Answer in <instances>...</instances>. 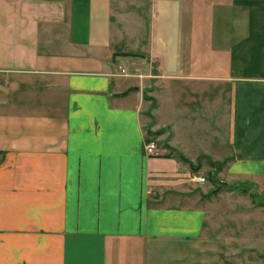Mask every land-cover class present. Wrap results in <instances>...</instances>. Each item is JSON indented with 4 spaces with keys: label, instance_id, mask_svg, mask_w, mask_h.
Returning <instances> with one entry per match:
<instances>
[{
    "label": "crops",
    "instance_id": "1",
    "mask_svg": "<svg viewBox=\"0 0 264 264\" xmlns=\"http://www.w3.org/2000/svg\"><path fill=\"white\" fill-rule=\"evenodd\" d=\"M211 165L264 187V0H0V264H230Z\"/></svg>",
    "mask_w": 264,
    "mask_h": 264
},
{
    "label": "rangeland",
    "instance_id": "2",
    "mask_svg": "<svg viewBox=\"0 0 264 264\" xmlns=\"http://www.w3.org/2000/svg\"><path fill=\"white\" fill-rule=\"evenodd\" d=\"M147 136L157 141L164 149L163 143L157 139L156 135L147 134ZM201 168V166L193 167L192 171L202 173L201 176L206 178V186L211 191L222 188L223 194H229V198L220 203L224 212H227L230 217L226 221L229 222L228 234L231 242L226 249V253L229 254V263L264 264V187L245 182V186L233 187L230 190L229 185L221 184L224 179L218 178L222 167L211 165L206 170ZM232 190L237 191L232 192ZM221 215L222 213L215 215L217 221L221 220Z\"/></svg>",
    "mask_w": 264,
    "mask_h": 264
},
{
    "label": "built area",
    "instance_id": "3",
    "mask_svg": "<svg viewBox=\"0 0 264 264\" xmlns=\"http://www.w3.org/2000/svg\"><path fill=\"white\" fill-rule=\"evenodd\" d=\"M119 70H120L121 75H127V71L123 67H120ZM144 150H145V155L147 157H157V156H161L162 154H164L163 149L159 146L157 141L151 138H147V140L145 141ZM195 179L200 184L206 183V178L203 176L197 177Z\"/></svg>",
    "mask_w": 264,
    "mask_h": 264
},
{
    "label": "trees",
    "instance_id": "4",
    "mask_svg": "<svg viewBox=\"0 0 264 264\" xmlns=\"http://www.w3.org/2000/svg\"><path fill=\"white\" fill-rule=\"evenodd\" d=\"M136 56V55H135ZM224 186V185H223ZM240 186H242V185H239V187ZM229 187V189L231 190V189H233V187L235 188V187H238V186H232V185H229L228 186ZM222 190V188L220 189V188H217V189H215L214 191H213V194H216V193H218L219 191H221ZM244 191H246L245 189H244Z\"/></svg>",
    "mask_w": 264,
    "mask_h": 264
}]
</instances>
